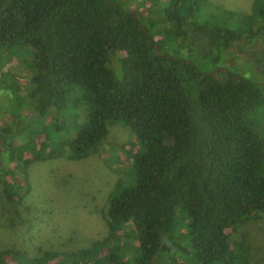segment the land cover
<instances>
[{"label": "trees", "instance_id": "obj_1", "mask_svg": "<svg viewBox=\"0 0 264 264\" xmlns=\"http://www.w3.org/2000/svg\"><path fill=\"white\" fill-rule=\"evenodd\" d=\"M138 2L0 0V54L28 47L31 60L23 74L0 67L7 100L0 101V231L9 235L0 242V264H76L93 256L104 264H233L231 232L264 220V147L250 119L264 106V0L238 12L212 0ZM233 46L260 83L224 67ZM75 94L88 112L61 157L49 148ZM119 125L142 151L127 183L107 167L117 191L102 198L106 234L86 247L61 243L57 233L56 247L13 239L40 222L29 163L85 158L108 129V136L123 131ZM59 167L48 169L54 187L69 178ZM180 218L184 243L173 235ZM126 224L136 238L131 257L121 238Z\"/></svg>", "mask_w": 264, "mask_h": 264}, {"label": "rangeland", "instance_id": "obj_2", "mask_svg": "<svg viewBox=\"0 0 264 264\" xmlns=\"http://www.w3.org/2000/svg\"><path fill=\"white\" fill-rule=\"evenodd\" d=\"M123 7L132 8L138 4V0H114ZM225 9H231L234 11H248L251 0H212ZM138 2V3H137ZM170 53L173 51L166 48ZM8 51V50H7ZM5 51V52H7ZM28 47L13 48L11 53L0 54V67L3 72H16L17 74H23L25 71L29 72L30 57L27 53ZM230 53L226 54L224 65L232 72L237 73L240 76L251 80L252 82L260 83L261 76L257 75L256 70L251 68L250 62L245 61L243 52L240 51V47H231ZM220 63V64H222ZM256 73H254V71ZM32 71V68H31ZM205 70L204 72H207ZM264 90V88H263ZM3 92L0 93V101L6 100ZM76 97L77 94L69 97L65 106V128L58 130L54 134L56 135L49 150L60 151L61 157H66L69 154L66 143L69 142L75 135L79 128L85 122L87 116V106L82 101L75 100L72 97ZM11 97V96H10ZM9 97V98H10ZM7 101V100H6ZM9 101V100H8ZM9 106L16 108L17 103L9 101ZM75 103V104H73ZM254 109L250 114V119L256 124V130L258 131L263 141L264 147V106ZM48 118L45 119L48 122ZM116 124V123H113ZM118 125V124H117ZM121 127V125H119ZM110 128V127H109ZM123 131L112 129L111 134L108 136L110 129H108L107 136L104 140L100 141L96 145V150L93 154L88 155L85 158L72 162L66 161L65 158L52 159L47 162H31L28 165L27 171L30 173V184L36 190V194L40 196L34 206H31L38 217L37 224L28 231V234H32L34 238H24L19 236H12L13 239L18 238L24 245L29 242L35 241L36 244L43 247L52 246L56 247V236L61 243H68L72 247H86L88 244L96 238L101 237L102 233L106 234V226L104 220L106 216L101 210V206L105 205L106 200L102 202V198L105 199L110 194H115L117 188L113 185L116 177L112 173L107 171V167L112 172L115 169V175H118L124 183L132 180L134 175L133 171V156L136 153L142 151V146L136 135L125 127H121ZM107 140L108 143H105ZM116 142V143H115ZM122 146H121V145ZM98 154L99 158H96V162H91L92 156ZM126 157L124 163L121 162V157ZM117 163V164H115ZM59 167L60 172L67 174L69 177L62 184H58L54 187L53 180L55 176H51L48 170L50 166ZM85 165V166H84ZM106 165V166H104ZM112 168V169H111ZM92 176L87 177L90 174ZM60 172L57 173L58 177ZM106 184L107 186H105ZM105 186V187H103ZM37 196V197H38ZM37 198H35L36 200ZM93 207V211L86 212L88 208ZM38 213V214H37ZM61 216L59 220L55 217ZM48 223V224H47ZM51 226V227H50ZM48 227V230H47ZM50 230V228H53ZM177 227V226H176ZM239 228L232 231L230 238L234 241L236 260L233 264H264V220H249L238 226ZM178 230L174 231L173 235L179 234L181 236V242L184 241L185 222L180 218ZM24 233L26 232L23 230ZM8 230L0 231V242L6 240L9 236ZM57 233V234H56ZM54 235V236H53ZM122 241L125 243L123 251L125 254L129 253L130 257L133 256L136 242L135 233L130 224H126L122 233ZM46 242V243H45ZM45 243V244H43ZM184 243V242H183ZM93 244V243H92ZM238 244L244 248L242 250V260L238 253ZM73 251L75 249L73 248ZM79 251V250H78ZM179 259V256H177ZM181 260V258H180ZM104 264L102 259L93 258L85 261H76V264ZM160 264H163L160 262ZM178 264H187L184 261L178 262ZM191 264H194L191 262Z\"/></svg>", "mask_w": 264, "mask_h": 264}, {"label": "water", "instance_id": "obj_3", "mask_svg": "<svg viewBox=\"0 0 264 264\" xmlns=\"http://www.w3.org/2000/svg\"><path fill=\"white\" fill-rule=\"evenodd\" d=\"M213 73H214V71L212 73H210V74H213ZM205 74H208V73L207 72L203 73V75H205Z\"/></svg>", "mask_w": 264, "mask_h": 264}]
</instances>
